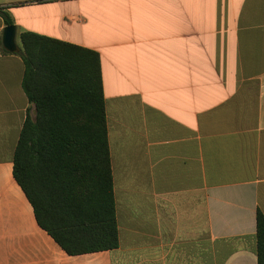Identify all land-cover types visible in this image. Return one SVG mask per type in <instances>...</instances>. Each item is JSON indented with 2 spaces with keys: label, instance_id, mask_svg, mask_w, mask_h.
<instances>
[{
  "label": "crops",
  "instance_id": "1",
  "mask_svg": "<svg viewBox=\"0 0 264 264\" xmlns=\"http://www.w3.org/2000/svg\"><path fill=\"white\" fill-rule=\"evenodd\" d=\"M0 264H258L264 0H0ZM100 55L118 248L67 254L14 177L21 34ZM6 50V49H5Z\"/></svg>",
  "mask_w": 264,
  "mask_h": 264
},
{
  "label": "trees",
  "instance_id": "2",
  "mask_svg": "<svg viewBox=\"0 0 264 264\" xmlns=\"http://www.w3.org/2000/svg\"><path fill=\"white\" fill-rule=\"evenodd\" d=\"M0 15L14 25L2 7ZM21 42L23 87L35 113L21 131L14 177L40 227L67 254L114 250L120 242L100 55L34 32L22 33ZM257 237L264 264L260 210Z\"/></svg>",
  "mask_w": 264,
  "mask_h": 264
},
{
  "label": "water",
  "instance_id": "3",
  "mask_svg": "<svg viewBox=\"0 0 264 264\" xmlns=\"http://www.w3.org/2000/svg\"><path fill=\"white\" fill-rule=\"evenodd\" d=\"M17 27L16 25H10L5 28L3 36L4 48L12 53L18 52L19 48L16 43Z\"/></svg>",
  "mask_w": 264,
  "mask_h": 264
}]
</instances>
